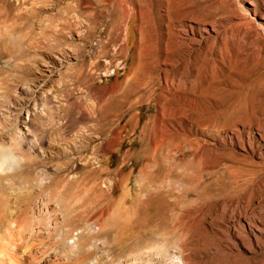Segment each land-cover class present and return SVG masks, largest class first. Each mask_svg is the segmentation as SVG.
I'll return each instance as SVG.
<instances>
[{
    "label": "rangeland",
    "instance_id": "rangeland-1",
    "mask_svg": "<svg viewBox=\"0 0 264 264\" xmlns=\"http://www.w3.org/2000/svg\"><path fill=\"white\" fill-rule=\"evenodd\" d=\"M1 244L264 264V0H0Z\"/></svg>",
    "mask_w": 264,
    "mask_h": 264
},
{
    "label": "bare ground",
    "instance_id": "bare-ground-1",
    "mask_svg": "<svg viewBox=\"0 0 264 264\" xmlns=\"http://www.w3.org/2000/svg\"><path fill=\"white\" fill-rule=\"evenodd\" d=\"M14 234H15V232H14ZM22 235V234H21ZM11 236V235H10ZM15 237V239L17 240V238H16V235L14 236ZM21 237V236H20ZM12 238H13V234H12ZM12 240H14V239H12ZM11 240V241H12ZM16 240H14V241H16ZM19 240V239H18ZM23 242V241H22ZM9 243V242H8ZM7 243V244H8ZM25 248H24V251H22L23 252V255L25 254V253H27L28 252V250H31L30 249V246L32 247V245L30 244V246L29 247H26V245H29V244H26V245H24V243H21ZM5 245V244H4ZM4 245H0V259H2L3 257V260H2V262H0V264H23V262H25V259L23 260H21V259H18V258H16V254H13L11 251L12 250H8V249H10V248H8V249H6L5 248V246ZM14 245V244H13ZM18 245V244H17ZM16 245V246H17ZM14 247L13 249L15 250V248H17V247ZM9 247H11L10 246V243H9ZM32 253V252H31ZM30 255V254H29ZM24 257V256H23ZM71 259V258H70ZM85 259V260H84ZM83 259V262L84 261H86V259L87 258H84ZM1 261V260H0ZM81 263H82V261H80Z\"/></svg>",
    "mask_w": 264,
    "mask_h": 264
},
{
    "label": "clouds",
    "instance_id": "clouds-1",
    "mask_svg": "<svg viewBox=\"0 0 264 264\" xmlns=\"http://www.w3.org/2000/svg\"><path fill=\"white\" fill-rule=\"evenodd\" d=\"M169 264H184V261L180 255H174L169 261Z\"/></svg>",
    "mask_w": 264,
    "mask_h": 264
}]
</instances>
